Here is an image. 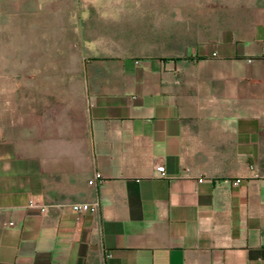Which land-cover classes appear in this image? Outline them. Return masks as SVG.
<instances>
[{
  "label": "crops",
  "instance_id": "crops-1",
  "mask_svg": "<svg viewBox=\"0 0 264 264\" xmlns=\"http://www.w3.org/2000/svg\"><path fill=\"white\" fill-rule=\"evenodd\" d=\"M231 28L40 111L0 87V264H264V5Z\"/></svg>",
  "mask_w": 264,
  "mask_h": 264
},
{
  "label": "rangeland",
  "instance_id": "rangeland-1",
  "mask_svg": "<svg viewBox=\"0 0 264 264\" xmlns=\"http://www.w3.org/2000/svg\"><path fill=\"white\" fill-rule=\"evenodd\" d=\"M264 0H2L0 87L21 106L70 98L97 58H172ZM12 90V93H10Z\"/></svg>",
  "mask_w": 264,
  "mask_h": 264
},
{
  "label": "built area",
  "instance_id": "built-area-1",
  "mask_svg": "<svg viewBox=\"0 0 264 264\" xmlns=\"http://www.w3.org/2000/svg\"><path fill=\"white\" fill-rule=\"evenodd\" d=\"M157 171L161 176H165L166 173L165 165L163 163L160 164L157 167ZM99 180H100V175L96 174L94 178L91 181H89V185L91 187H96L98 185ZM99 208H100V200L97 197L91 203H81V204L72 205L73 211L79 216H82L83 214L88 212H93V213L98 212Z\"/></svg>",
  "mask_w": 264,
  "mask_h": 264
}]
</instances>
